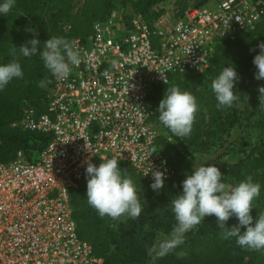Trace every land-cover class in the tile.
<instances>
[{
    "label": "built area",
    "instance_id": "2783aa9c",
    "mask_svg": "<svg viewBox=\"0 0 264 264\" xmlns=\"http://www.w3.org/2000/svg\"><path fill=\"white\" fill-rule=\"evenodd\" d=\"M263 15L264 0H206L151 20L113 9L73 37L79 66L69 65L67 79L49 71L43 109L25 103L10 123L47 139L0 162V264H102L77 236L69 201L86 161L115 158L151 184L152 171L170 178L154 146L150 87L202 73L217 40H233Z\"/></svg>",
    "mask_w": 264,
    "mask_h": 264
},
{
    "label": "trees",
    "instance_id": "16d2710c",
    "mask_svg": "<svg viewBox=\"0 0 264 264\" xmlns=\"http://www.w3.org/2000/svg\"><path fill=\"white\" fill-rule=\"evenodd\" d=\"M72 1L15 0V5L6 16L0 14V65L12 61L9 49L13 44L19 47L36 38L40 41V50H43L44 42L51 37H63L70 42L75 36L88 35L92 21L105 18L115 9V2H125L83 0L79 10L73 13ZM163 1L136 0L132 3V10L151 20L163 12L160 7ZM205 1L176 0L177 12L174 13L179 14L187 6L201 5ZM3 2L0 0V4ZM260 42H264V15L252 28L238 32L233 40H217L210 64L202 73L173 76L167 84L150 87L146 98L156 106L152 120L158 128L154 146L172 168L173 174L157 193L151 189V183L146 182L131 166L118 161L122 174L126 169V175L137 189L143 207L138 221L118 224L109 217L100 218L87 203L86 169L76 186L70 189L69 201L76 234L91 246L96 256L102 257V264H152L149 249L155 243L157 233L167 235L177 223L171 211V201L182 193V181L192 173L191 163L195 155L208 154L212 147L225 140L234 127H248L252 131L247 143L248 150L243 157L244 163L240 160L223 167L216 161H210L204 166H216L222 173V182L230 181L236 186L251 176L253 182L261 186L260 196L254 200L251 211L253 223L258 214L264 211V107H260L258 91L260 86H264V79H255L257 69L253 64L254 56L260 51L257 47ZM17 58L23 78H14L0 91V162L13 159L17 150L28 154L41 147L47 139L38 132L10 126L19 119L25 103L32 104L37 110L43 109L41 102L46 93L43 85H47L49 78V70L39 54L30 58L18 55ZM229 66L235 67L240 77L234 89L239 100L232 108L218 110L211 83L224 67ZM205 75L207 86L196 90L195 87ZM171 86H177L182 92H190L199 106L190 138L175 137L158 119L159 102L164 98L167 87ZM108 159H98L93 164L99 166ZM216 223L214 215L206 216L200 227L185 234V243L175 252L186 251V258L177 259L173 252L158 259L156 264H264V252L241 249L235 238L224 240L221 235L205 231L209 225L215 227ZM238 223L233 216L226 227L231 228ZM245 230L241 228V232Z\"/></svg>",
    "mask_w": 264,
    "mask_h": 264
},
{
    "label": "clouds",
    "instance_id": "9594fccd",
    "mask_svg": "<svg viewBox=\"0 0 264 264\" xmlns=\"http://www.w3.org/2000/svg\"><path fill=\"white\" fill-rule=\"evenodd\" d=\"M15 5V0H4L0 4V14L7 15ZM30 45V46H29ZM40 41L33 38L17 47L14 44L9 49L12 61L0 65V91L14 78H23L18 55L33 57L37 54L44 62V66L59 79H67L70 74V64L79 66L80 54L73 45L63 37H51L44 42L40 50ZM257 47L259 53L254 56L253 64L257 71L255 79H264V42ZM255 49H250L254 51ZM240 77L235 67H224L221 73L211 83L212 91L217 101L218 110L232 108L239 100L234 92L235 85ZM165 84L167 80L163 78ZM260 107H264V86L258 89ZM238 106V105H236ZM196 98L188 91H181L177 86L167 87L164 98L160 100L157 112L159 121L175 137L190 138L196 114L199 111ZM205 112L207 109L204 110ZM155 152V150H153ZM87 203L100 218L109 217L119 223L129 220L138 221L143 207L139 201L137 189L126 169L119 167L117 159H108L99 166L86 161ZM149 173H145L147 176ZM154 182L151 189L157 193L164 187L165 173L159 170L152 171ZM221 171L216 166H199L192 170L190 175L182 181V193L177 194L171 201V211L174 213L176 224L168 236L157 233L156 242L149 249L152 264L164 258L185 243V234L195 229L206 216L217 218V227L221 229V238L224 240L236 239L241 249L264 252V211L258 214L253 223L251 211L253 202L260 196V184L254 183L248 176L237 186L227 187L222 182ZM238 219V225L226 227L230 217ZM246 230L241 232V228ZM163 237V238H162ZM177 259H184L188 253L184 250L175 252Z\"/></svg>",
    "mask_w": 264,
    "mask_h": 264
},
{
    "label": "rangeland",
    "instance_id": "374dc122",
    "mask_svg": "<svg viewBox=\"0 0 264 264\" xmlns=\"http://www.w3.org/2000/svg\"><path fill=\"white\" fill-rule=\"evenodd\" d=\"M83 0H73L72 1V12L75 13L79 10L80 5ZM136 0H125L123 4H119L117 2L114 3L115 9L118 11L123 12H130L132 7V3ZM160 7L162 8L163 11H172L177 12V2L176 0H165L162 3H160ZM207 77L205 75L204 77L201 78L200 84L195 87V89H201L206 87V83L204 82V79ZM157 133H158V128H157ZM252 131L251 129L249 130L248 127H234L232 130H230L228 136L225 138V140L214 147H212L209 151L208 154L204 155H195V158L193 162L191 163L192 167H199L202 165H205L206 163L210 161H216L223 167H226L230 164L237 163L238 161L242 160L244 163L243 157L245 156L246 151L248 150V139L251 136ZM227 187L230 189L231 187L236 186L235 184H232L230 181L224 182ZM201 226V223L193 230H190L188 232L192 233L195 231L198 227ZM204 231V229H203ZM205 231L212 232L216 235H221V229L217 227V223L215 227H212L209 225ZM170 233L167 235L163 236H168ZM163 238V237H162ZM156 242V240H155ZM254 264V263H253Z\"/></svg>",
    "mask_w": 264,
    "mask_h": 264
}]
</instances>
